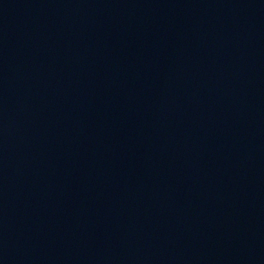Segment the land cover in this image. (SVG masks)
<instances>
[{"label":"water","instance_id":"1","mask_svg":"<svg viewBox=\"0 0 264 264\" xmlns=\"http://www.w3.org/2000/svg\"><path fill=\"white\" fill-rule=\"evenodd\" d=\"M193 0H0V43L43 36Z\"/></svg>","mask_w":264,"mask_h":264}]
</instances>
